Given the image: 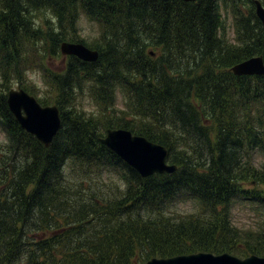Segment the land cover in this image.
Returning a JSON list of instances; mask_svg holds the SVG:
<instances>
[{
	"label": "trees",
	"instance_id": "16d2710c",
	"mask_svg": "<svg viewBox=\"0 0 264 264\" xmlns=\"http://www.w3.org/2000/svg\"><path fill=\"white\" fill-rule=\"evenodd\" d=\"M254 1L0 0V123L7 138L0 144V264L264 256V227L244 233L231 217L237 201L264 207V167L252 158L264 152V76L232 72L249 58L264 59L256 9L246 16L240 6ZM46 10L56 28L50 20L46 28L37 24ZM83 14L101 26L92 46L78 34ZM67 40L97 50L98 60L70 56L64 73H56L49 59ZM35 68L50 99L23 85ZM13 82L42 105L58 106L62 126L49 148L10 112ZM85 91L111 117L90 116L78 101ZM117 91L127 104L123 116L116 114ZM115 128L166 147L178 170L141 177L101 143ZM79 165L83 174L69 177ZM102 169L119 171L125 187L114 188ZM176 203L197 210L173 214Z\"/></svg>",
	"mask_w": 264,
	"mask_h": 264
},
{
	"label": "water",
	"instance_id": "95a60500",
	"mask_svg": "<svg viewBox=\"0 0 264 264\" xmlns=\"http://www.w3.org/2000/svg\"><path fill=\"white\" fill-rule=\"evenodd\" d=\"M167 1V0H165ZM197 2L198 0H182ZM256 15L264 29V6L255 1ZM61 51L68 56H75L86 62H96L99 52L86 47L82 43L63 42ZM236 76L264 75V59L262 56L252 57L232 67ZM8 107L22 128L34 135L45 147H49L61 128L60 110L57 106H42L35 97L25 90H11L8 93ZM101 142L113 150L131 168L142 177L154 174L173 173L176 166L166 162L167 150L144 137L133 136L126 130H108L106 138ZM147 264H264V257L251 256L240 259L228 253L213 255L199 253L178 256L170 259L152 260Z\"/></svg>",
	"mask_w": 264,
	"mask_h": 264
},
{
	"label": "rangeland",
	"instance_id": "374dc122",
	"mask_svg": "<svg viewBox=\"0 0 264 264\" xmlns=\"http://www.w3.org/2000/svg\"><path fill=\"white\" fill-rule=\"evenodd\" d=\"M256 1V0H255ZM254 1V5H255ZM260 1V0H258ZM263 2V0H261ZM260 1V2H261ZM261 2V3H262ZM264 3V2H263ZM262 3V5H263ZM252 4H247V3H242L240 4L242 8V12L246 15L249 16V9L254 7L256 9V6ZM264 6V5H263ZM227 12L229 14V31L227 34V37L229 40L232 42H235V34L233 31V16L230 11H227L225 8L222 10L223 14L224 12ZM257 15H255L256 17ZM258 18V17H256ZM47 20L51 21V26L52 27H57V21L54 17V15L49 12V11H44L38 14L37 17V24L38 25H43L46 28V22ZM259 20V19H257ZM255 21V20H254ZM260 21V20H259ZM262 24V23H260ZM65 27V26H64ZM77 28H78V34L80 38L89 46H92L94 43H96L97 39L100 37L101 33V26L96 23L91 21L85 14L80 15L78 22H77ZM59 32L60 29H58ZM66 42H70L67 40ZM153 51V50H149ZM49 54V53H48ZM47 54V56H48ZM68 55L63 54L61 51L56 57L50 58L49 59V64L48 66L54 70L58 74H63L64 71L66 70V61L68 60L67 57ZM26 81L24 82V86H30L36 91H40V93L37 94V97L45 98V96H49L46 98H51L49 94V88H47V85L45 83V78L42 72L41 68H35L33 70H29L25 74ZM1 81V78H0ZM26 83V84H25ZM87 87V86H86ZM18 88H23L19 82H13L12 86L10 87L11 89H18ZM88 88V87H87ZM122 91H117L115 95V100L114 103L116 104V114H120L123 116L127 112V104L125 105L124 97H123ZM53 97H55V93L51 94ZM80 106L91 116L95 115L97 118H102V119H107L108 117H111L109 115L105 116L104 113L99 109L96 101L89 96V92L85 91L83 92L79 98H78ZM52 102V99H51ZM84 111V112H85ZM100 115V116H99ZM106 136V134H105ZM7 140L5 136V132L3 130V126L0 123V144L5 143ZM252 158L254 160V163L257 167L262 168L264 167V152L262 151H256L253 155ZM72 164V163H71ZM74 165L72 164L73 169ZM86 170L85 167H82L79 165V169L77 172H69V177L73 178L75 176L80 177L83 172ZM102 172L108 176L109 183L112 184L114 188H122L124 186V181L122 180L119 171L115 170H109V169H102ZM118 172V173H117ZM261 189V187H260ZM197 208L193 206L191 203H176L173 204L169 207V211L173 214H179V213H187V212H195ZM232 221L235 227H237L240 231L247 233V232H256L261 229V227H264V207L258 205L257 203H251L248 201H237L232 207ZM190 245H187L186 247H182V251H188Z\"/></svg>",
	"mask_w": 264,
	"mask_h": 264
},
{
	"label": "bare ground",
	"instance_id": "6f19581e",
	"mask_svg": "<svg viewBox=\"0 0 264 264\" xmlns=\"http://www.w3.org/2000/svg\"><path fill=\"white\" fill-rule=\"evenodd\" d=\"M136 46V45H135Z\"/></svg>",
	"mask_w": 264,
	"mask_h": 264
}]
</instances>
